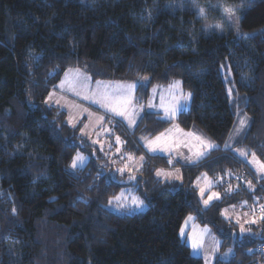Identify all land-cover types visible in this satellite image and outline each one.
<instances>
[{"label":"trees","instance_id":"16d2710c","mask_svg":"<svg viewBox=\"0 0 264 264\" xmlns=\"http://www.w3.org/2000/svg\"><path fill=\"white\" fill-rule=\"evenodd\" d=\"M224 8L236 11L239 34L226 28ZM69 68L137 82L140 103L153 85L180 79L193 100L177 123L216 148L191 165L149 156L127 137V148L145 157L141 170L129 183L103 173L102 154L46 103ZM243 116L245 136L228 147ZM170 124L148 112L134 137ZM234 147L264 163V0H0V264H204L179 235L190 214L219 236L221 252L233 250L214 264H264V221L255 212L261 225L241 236L222 215L253 199L247 179L264 205L262 179ZM78 153L88 161L73 169ZM170 167L181 170L180 182L157 178ZM203 173L222 179L221 198L207 208L194 186ZM129 186L147 209H109Z\"/></svg>","mask_w":264,"mask_h":264},{"label":"rangeland","instance_id":"374dc122","mask_svg":"<svg viewBox=\"0 0 264 264\" xmlns=\"http://www.w3.org/2000/svg\"><path fill=\"white\" fill-rule=\"evenodd\" d=\"M234 12L235 16L231 18H226L223 14L226 28H236L234 21L236 18H238V15L235 10ZM69 69L75 70L63 74L59 82L48 93L46 97V103H51L58 106L59 109L61 108V111L66 110L67 123L72 127H79V133L81 137L95 149V152L102 154L103 160L101 163L103 166L102 169L104 170L103 173L109 171L111 176L115 177L116 179V174L121 176L126 175V177L124 176L122 179H117L120 182H131L134 179V173L141 170L145 161L143 155L139 156L127 148V137H129L128 139L131 140L133 144L137 143L149 156H168L170 155L168 153H171V155L174 154L173 158L176 160V162L180 160L183 163L186 162L189 164H192L196 161L199 162L203 155L211 150L209 145H213L212 149L216 146V143L203 132H201L203 134L198 135L190 132L188 134L189 137L182 140L183 138L181 137L180 133L181 131L186 132V130L180 127L176 119L181 112L190 108L193 95L190 91L184 90L182 81L180 79L172 80V82L167 84H156L154 87H152V89H150L147 100L141 103L138 102L137 98L135 100V90H132L129 104V116H132L131 110H134V124L130 125L128 119L117 116L112 112H108L99 105L91 102L92 96L94 94V91L89 93L90 91L94 90L92 88V84L89 86L91 88H88V90H81L78 88L79 94L81 95H77L78 91H76V89L72 87L70 83L72 81L76 82L79 75L88 77L86 75L89 74H86V72L79 68ZM77 69H79L78 73L76 71ZM95 81H110L108 84H106V87L119 85V83H124V86L134 85V83H137L117 80ZM99 91L104 90H96L95 93ZM188 93L191 94L190 97L187 96ZM48 96H50V98H48ZM85 96L89 97V99H85ZM77 100H79L81 104L78 103ZM83 104H95L93 106H98L102 112V115L105 117L104 123H100L102 121L101 116H97L96 113L94 114L92 112H87L86 108L82 106ZM173 106H175L177 109L175 115L171 118H167L165 109H171ZM93 108L95 109L96 107ZM148 112L157 113L158 116L163 120H172L171 124L153 137H146L145 139L140 135V137H134L135 130L137 129L140 120ZM241 121L244 123L241 124ZM248 123L249 121L247 116L241 117L238 125L233 130V132H231L227 139L226 144L228 147H233L235 143L242 141L243 137L245 136V130L248 126ZM117 137L120 139L119 143H117ZM157 138H159V140ZM153 147L155 148V151L152 150ZM197 151H202V154L197 153ZM233 151L240 159L243 160V162L249 165V167L254 171L255 176L259 180L262 179V183L264 184V163L259 159V157L254 154H248V152L246 153L244 150L239 149L238 147H234ZM241 153H244L245 155H241ZM82 156L85 158V160L80 167H83L86 164L87 157L83 154ZM157 173H160V175H157ZM156 175L159 180L164 182H180L183 178L180 169L158 168ZM221 184L222 179L219 180V178H211L205 173L199 175L195 179L194 186L199 192L198 196L203 208L209 207L214 201L221 198V192L217 189V186ZM245 184L249 190L253 192V199L251 198L242 200L237 204L229 205L222 211V215L225 219L231 220L237 225L239 235L241 236L255 232L254 228H258V225H261V223L258 222L256 218L255 212L259 206H262V203L259 202H261L260 198H262L260 195H263L258 191L257 184H255L251 179H247ZM201 189L204 190L203 196L201 195ZM212 193H217L218 198L213 197L211 200H208ZM135 199L142 200L143 206L137 207L133 203ZM205 200H208L207 205L204 203ZM107 207L120 213L127 211L140 212L147 209V204L140 193H138L136 188L129 186L122 188L119 194L110 200ZM189 217H192V219L189 220ZM182 230L183 236H181ZM179 235L181 239L189 245L192 255L201 257L204 261V264H214L217 256H220L221 259H229L233 254L232 248H228L221 252V240L219 236L215 234L209 225L201 224L192 214L188 215L183 220L179 230ZM193 239H197L198 242L202 243V247H200L197 252H194L192 248Z\"/></svg>","mask_w":264,"mask_h":264},{"label":"snow or ice","instance_id":"6c2138e0","mask_svg":"<svg viewBox=\"0 0 264 264\" xmlns=\"http://www.w3.org/2000/svg\"><path fill=\"white\" fill-rule=\"evenodd\" d=\"M204 11H205L204 9H199L198 14L200 16H203ZM223 13H224L226 18H231V17L235 16V12L232 8H224ZM234 23L236 26V31L239 34V31H240L239 30V18H236ZM217 27H219V25H217ZM69 71H72V70H69ZM76 71H77V73L79 72L78 69ZM134 88H135V85H129V86L115 85V86L106 87L104 91H99L97 93H94L92 96L91 102L99 105L101 108H104L108 112H112L117 116H121V117L128 119L129 124L132 125V124H134V110H131L132 116H129V111H130L129 104H130L131 92ZM229 91L231 92V90H229ZM187 96L190 97L191 94L188 93ZM84 98L89 99V97H87V96H85ZM176 110L177 109L175 106H173L171 109L166 108L165 111L167 114V118H171L172 116H174ZM243 123L244 122L241 121V124H243ZM157 139L159 140V138H157ZM116 140H117V143L120 142L119 137H117ZM152 150L155 151V148L153 147ZM241 155H245V154L241 153ZM84 160H85V158L78 153L76 155V157L72 160L70 166L73 169L80 167V166H82ZM157 175H160V173H157ZM203 192H204V190L201 189V195L202 196H203ZM213 197L218 198V194L212 193L209 196L208 200H211ZM117 199H119V198H117ZM208 200L204 201L205 205L208 204ZM133 203L137 207L143 206V201L139 200V199H135L133 201ZM261 215H262V217H264V207L261 208ZM188 219L191 220L192 217H189ZM181 236H183V230L181 231ZM200 247H202V243L198 242L197 239H193L192 248H193L194 252H197Z\"/></svg>","mask_w":264,"mask_h":264},{"label":"crops","instance_id":"0c3cea01","mask_svg":"<svg viewBox=\"0 0 264 264\" xmlns=\"http://www.w3.org/2000/svg\"><path fill=\"white\" fill-rule=\"evenodd\" d=\"M70 70V69H69ZM71 70H75V69H71ZM79 70V69H78ZM67 72H70V71H66L65 73H67ZM83 72V71H82ZM64 73V74H65ZM84 73V72H83ZM85 74V73H84ZM87 74V73H86ZM85 74V75H86ZM86 76H88V77H83L82 75H79L78 76V78H77V81L76 82H71L70 84L72 85V87H74L75 89H76V91H78V94L77 95H81V94H79V89H87L88 90V88H91V87H89V86H91V84H92V88L94 89V90H92V91H90L89 93H92L93 91H94V93H95V91L96 90H105V88H106V84H108V82H110V81H95V80H93V79H91V77L89 76V75H86ZM62 78V77H61ZM92 80V81H91ZM92 82V83H91ZM97 82H104V83H97ZM172 82V81H171ZM170 83V82H169ZM124 83H119V85H123ZM134 85H135V88L133 89V90H135V100H136V90H137V87H138V83H134ZM156 85V84H155ZM155 85H153L152 87H154ZM182 86H183V84H182ZM79 88V89H78ZM184 88V87H183ZM152 89V88H151ZM185 90V89H184ZM51 94V93H50ZM49 94V95H50ZM51 96V95H50ZM50 96H48V98H50ZM48 98H47V100H48ZM78 101V103H80V101L79 100H77ZM73 102V101H72ZM81 104V103H80ZM48 105H50V106H54V107H57V108H59L58 106H56V105H54V104H48ZM93 105H95V104H93ZM93 105H91V104H83L82 106H84L85 108H86V110H87V112H92V113H96V115L97 116H101V118H102V121L100 122V123H104V119H105V117L102 115V112L100 111V108L98 107V106H93ZM93 107H96L95 109L93 108ZM61 109V108H60ZM96 109H98V110H96ZM65 113H67L66 112V110H63ZM67 115V114H66ZM69 117V116H68ZM172 121V120H171ZM72 125H74V124H72ZM74 127V126H73ZM77 127V126H76ZM190 132H192V133H194L195 135H198V134H203V133H201V131H198V130H195V131H189V132H185V131H181V137L183 138L182 140H184V139H186L187 137H189V133ZM146 137H144V139H145ZM209 147H211V150L210 151H208V152H206L204 155H203V157L201 158V160L204 158V157H206L213 149H215L216 148V146L212 149V147H213V145L211 144V145H209ZM203 151V150H202ZM202 151L201 152H199V151H197V153H199V154H202ZM243 152V151H242ZM245 152V151H244ZM168 154H170V155H160V156H165V157H168L169 159H170V161L172 162H174V161H176L174 158H173V156H174V154H172L171 155V153H168ZM193 154H195V153H193ZM144 159H145V157H144ZM87 161H88V158H86V163H87ZM180 161V160H179ZM199 161V160H198ZM184 163H186V162H184ZM197 163V161L196 162H193L191 165H193V164H196ZM186 164H189V163H186ZM248 167H249V165H248ZM250 168V167H249ZM169 169H179V168H177V167H170ZM250 170L254 173V171L250 168ZM157 176V175H156Z\"/></svg>","mask_w":264,"mask_h":264},{"label":"built area","instance_id":"2783aa9c","mask_svg":"<svg viewBox=\"0 0 264 264\" xmlns=\"http://www.w3.org/2000/svg\"><path fill=\"white\" fill-rule=\"evenodd\" d=\"M262 207H264V205L261 206V207H259V208L257 209V211H256V215H257V218L259 219V221H264V217H262V215H261V208H262Z\"/></svg>","mask_w":264,"mask_h":264}]
</instances>
